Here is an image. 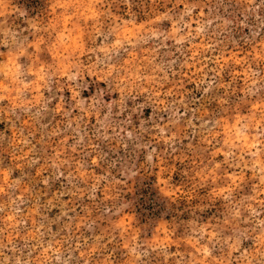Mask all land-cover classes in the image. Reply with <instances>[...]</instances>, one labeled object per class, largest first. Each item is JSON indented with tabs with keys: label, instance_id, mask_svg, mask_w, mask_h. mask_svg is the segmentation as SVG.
I'll list each match as a JSON object with an SVG mask.
<instances>
[{
	"label": "rangeland",
	"instance_id": "1",
	"mask_svg": "<svg viewBox=\"0 0 264 264\" xmlns=\"http://www.w3.org/2000/svg\"><path fill=\"white\" fill-rule=\"evenodd\" d=\"M0 264H264V0H0Z\"/></svg>",
	"mask_w": 264,
	"mask_h": 264
},
{
	"label": "snow or ice",
	"instance_id": "2",
	"mask_svg": "<svg viewBox=\"0 0 264 264\" xmlns=\"http://www.w3.org/2000/svg\"><path fill=\"white\" fill-rule=\"evenodd\" d=\"M22 55H23V53H22ZM34 55H35L36 60H38L40 64H47L49 61V57L46 54H42V52L39 48H37L35 50ZM37 66H39V65H37ZM17 74H24V73H12L13 76H15ZM34 75H36V74L33 73V76ZM8 76H9V72H5L4 77L7 78Z\"/></svg>",
	"mask_w": 264,
	"mask_h": 264
}]
</instances>
